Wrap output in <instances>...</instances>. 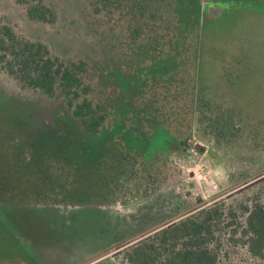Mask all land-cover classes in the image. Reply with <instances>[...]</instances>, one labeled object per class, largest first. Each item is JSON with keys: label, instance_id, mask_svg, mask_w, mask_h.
Instances as JSON below:
<instances>
[{"label": "rangeland", "instance_id": "obj_1", "mask_svg": "<svg viewBox=\"0 0 264 264\" xmlns=\"http://www.w3.org/2000/svg\"><path fill=\"white\" fill-rule=\"evenodd\" d=\"M23 1L0 0V24L11 25L26 39L42 42L62 61H86L91 69L88 77L93 82V98L105 105L108 119L100 134L84 136L69 126L66 117L62 118L70 116V112L61 97L23 88L0 70V171L3 166L4 170L11 165L22 168L23 160L39 151L36 145L32 146L33 141L45 135L54 134L62 143L66 140L69 148L77 144L93 145L92 149L96 147L97 152L109 137L112 155H119L126 142L141 148L145 160L151 162L158 154H174L170 149L164 150L171 146L173 138L190 135L189 159L175 156L173 164L182 170L181 180L185 184L195 182V186L188 190L180 186L177 176L171 177L164 185L165 191L173 185L174 191L169 194L173 196L175 192L174 198L179 195L183 199L182 209L178 211L175 207V211H170L173 207L165 200L150 202L149 207L141 211L148 213L145 215L148 224L153 226L157 221L170 219L140 234L134 231V238L125 239L112 250L108 248L121 242L131 229L122 228L120 220L107 218V214L102 215L103 212L95 208L76 212L77 224L84 226L74 225L67 231L49 225L46 228V212L32 210L31 205L36 200L33 196L27 202L17 200L13 206L5 204L0 206V264H95L104 257L117 260L116 256L122 258L121 254L129 245L135 246L154 236V231H160L163 226L169 230L167 224L195 214L199 208L221 205L228 214L230 208L238 213L241 203L264 205V0H210L204 24L207 79L203 89L221 117L212 113L209 119H202L197 125L192 116V103L185 102L182 111L180 103L174 96H167L164 88L162 96L154 97L153 76L145 66H134L129 49L119 48L120 26L101 23L94 15V0H27L50 9L55 16L52 23L32 21ZM188 72L191 79L192 67ZM147 79L149 89L146 90L143 81ZM218 120L227 133L225 138L206 135L204 131ZM18 121L20 125L15 124ZM70 123L80 125L79 120ZM62 149L46 150L52 154L51 164L67 165L63 161L68 151L66 147ZM60 152L62 157H59ZM44 163L39 159V164ZM67 175L50 173L56 187L73 180ZM35 176L36 184L42 185L39 173ZM18 178L16 182L22 192L24 179ZM96 181L101 178L96 177ZM18 196L17 199L23 197ZM137 208L135 205L130 210L134 212ZM175 213L178 216L171 218ZM230 222L227 215L218 234L224 246L221 264H259L241 242L231 241L230 238L234 241L241 238V234L235 226L226 228ZM76 242L80 243L79 247ZM118 250L120 253L114 255Z\"/></svg>", "mask_w": 264, "mask_h": 264}, {"label": "trees", "instance_id": "obj_2", "mask_svg": "<svg viewBox=\"0 0 264 264\" xmlns=\"http://www.w3.org/2000/svg\"><path fill=\"white\" fill-rule=\"evenodd\" d=\"M23 2L28 6L32 21H54L55 16L47 7L27 0ZM209 3L210 0H94L92 3L94 15L101 23H116L120 26L122 36L119 48L123 51L129 49L133 54L134 66L148 68L153 76L154 97L162 96L161 89L164 88L167 96H174L176 102L180 103L182 111L185 102L192 103L195 125L202 122V119H209L212 113L221 117L218 110L211 106L203 89L207 79L204 24ZM121 63L119 64L122 66ZM189 67H192L191 79ZM0 70L23 88L40 90L50 97H61L74 116V119L67 118L72 129L87 137L101 133L108 119V111L105 105L93 98V82L88 77L91 69L86 61H62L54 57L42 42L26 39L11 25L0 24ZM143 83L146 90L149 89L148 79ZM190 98L192 101H189ZM75 120H79L80 127L70 123ZM193 131L194 126L192 135ZM204 131L206 135L216 134L220 138L227 135L219 120ZM113 137L115 136L112 134L111 138ZM108 139L109 137L100 146L99 154L96 147L92 149L93 145L88 147L77 144V149L69 148L65 145L66 140L62 143L54 134L35 139L32 146L36 145L39 151L23 160V164H20L22 168L11 165L4 170L3 166L0 171V206H13L17 204V200L27 202L33 196L36 200L31 205L32 208L40 207L39 203L44 201L41 196L61 192L51 180L50 173L54 172L68 173L66 177L71 176L68 178L79 182L84 180L89 186H93L91 181L100 177L99 183H116V187L122 188V192H125L124 188L131 178L145 194L161 189L171 177L177 176L180 183H183L182 170L173 164V158L178 156L188 160L191 150L190 135L173 138L171 146L164 150L170 149L174 154H158L153 162L145 160V152L141 148L126 142L119 155H112ZM148 144L149 142L145 146ZM63 147L68 151V154H64L63 161L67 165L51 164L49 158L52 154L46 150ZM62 155L60 152L59 157ZM39 159H43L45 163L39 164ZM37 173L42 185L34 181ZM20 176L25 185L22 192H19V184L16 182V177L18 180ZM22 184L20 181V185ZM186 185L194 187L195 182L184 184ZM262 188L264 189V185ZM18 195L23 197L17 199ZM238 208L239 214L235 208H230L226 214L221 205L208 209L199 208L197 213L183 218L173 230L155 234L125 250L121 256L129 264H221L224 246L218 234L222 232L229 215L231 222L226 228L235 226L241 234V238L235 241L230 238L231 241L241 242L259 264H264V205L260 202L249 206L241 203ZM234 232L237 233L236 230Z\"/></svg>", "mask_w": 264, "mask_h": 264}, {"label": "flooded vegetation", "instance_id": "obj_3", "mask_svg": "<svg viewBox=\"0 0 264 264\" xmlns=\"http://www.w3.org/2000/svg\"><path fill=\"white\" fill-rule=\"evenodd\" d=\"M64 117L66 118L70 117L74 119V116L71 113L70 116H62V118ZM15 124L20 125L21 122L18 121ZM32 124H34V122ZM91 184L93 186H89L90 184L86 185L84 183V180L80 182L77 180H72L70 182H67L66 184L62 183L61 186L65 185V187H56L59 190H61V192L48 193L45 194L44 196H41L43 198L42 200H44L45 203H39L40 207L38 208L36 207L32 210H36L40 213L46 212L45 216L48 218L47 221L48 224L46 228L49 225L51 228H59L67 231H69L70 227L74 225H79L80 227L84 226L81 223L77 224L78 221L76 220L77 216L75 214L76 212H80L85 208H95V210L99 212H103L102 215L107 214L108 216L107 218L113 217L114 220H120L119 222L122 228L125 229L130 228L131 230L129 233L126 234L125 238L122 239L121 242H118L108 248V250H112L115 247H117L118 244L122 243V241H124L125 239L130 240L134 238L132 236L134 234V231L136 233L139 232L140 234L141 231H143L144 229L146 231L149 229H153L157 225L163 224L164 222L170 219L167 218L165 221H162L161 223H158L157 221V223L155 225L153 224V226L152 224H148L147 223L148 218L145 217V215L148 213L143 214L141 213V211H143L144 207L148 208L150 202L156 201L157 203L159 202L161 203L163 202V200H165L167 204H170L173 207L172 209H169L170 211H175V207H177L176 210L179 209L178 211H180L182 209V207L180 206L184 205L183 199L179 195L176 194L177 197L174 198L175 192L173 193V196L169 194L170 192L174 191L173 185L172 188L167 189V191H165L166 188L163 185L161 189L152 191V193L148 192L145 194L143 192V189L138 188L137 185H135L136 183H134V179L131 178H129L126 187L124 188L125 192H122V188H117L116 183L113 182L99 183V181L98 182L94 181L91 182ZM179 184L181 187H184L185 183L183 182L182 184L181 183ZM185 187H187L188 190L189 189L191 190V187H188L187 185ZM251 191H253V189ZM135 205H137V207L140 209L137 208L135 209L136 211L133 212L130 209ZM175 216H178V213L177 214L175 213V215H173L171 218H174ZM185 217L187 216H183L180 220L178 221L175 220L167 224L168 228H170L169 230H173L175 225L178 224ZM163 227H161L160 228L161 230L158 232H156L157 230L154 231L153 235L163 232V230L166 229ZM76 246L79 247L80 243L76 242ZM133 246L134 244L129 245V247L125 248V250H128ZM79 251L80 249H77V252ZM120 251L119 250L115 251L114 255L115 254L117 255L118 253H120ZM73 255L74 254L71 253L69 257L72 258L71 256ZM116 257L118 258L117 260L116 258L109 259L108 257H104L99 262L97 263L94 262V263L103 264L104 262L109 261V262H113L114 264H119L120 262L129 264L123 259V257L121 258L120 255L119 256L117 255ZM119 257L124 261L121 260Z\"/></svg>", "mask_w": 264, "mask_h": 264}]
</instances>
